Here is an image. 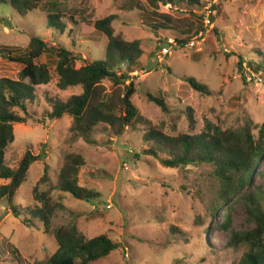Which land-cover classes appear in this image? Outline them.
<instances>
[{
	"label": "rangeland",
	"instance_id": "1",
	"mask_svg": "<svg viewBox=\"0 0 264 264\" xmlns=\"http://www.w3.org/2000/svg\"><path fill=\"white\" fill-rule=\"evenodd\" d=\"M58 1L69 10L80 11L79 18L85 15L91 21L115 15L116 33L128 41H141L145 54L137 67L140 69L130 74L139 88L133 101L155 129L170 135L198 134L207 121L223 129H239L252 121L258 134L264 124V0H197L193 5L185 1L162 6V12L177 17L193 12L203 21L204 30L184 45L175 42L178 31L153 27L160 26L159 22L139 10L126 12L125 0ZM138 1L134 0L133 6ZM46 8L44 1L38 10L21 15L10 3L0 4V44L21 54L36 34L47 42L65 44L82 57L79 65L86 58L90 60L89 54L92 59L105 57L107 39L92 24L77 23L76 38L68 29L64 33L51 29ZM215 27L220 30V39L210 41ZM165 46L166 54L160 52ZM240 55L243 71L238 68ZM46 58L43 55L39 62H46ZM255 64L263 70L255 72ZM21 69L20 64L0 57V79L17 80ZM120 71L127 73L128 69ZM52 73L51 82L38 87L35 101L28 103V121L14 125L16 139L6 153L10 167H16L28 149L43 157L31 166L12 201L20 217L8 199L0 201V264H18V256L13 258L6 251L9 245L18 249L23 264H45L57 248L56 239L45 234L43 224L32 216L30 209L39 205L35 187L39 193L52 189L47 193L59 204L53 227L73 222L87 238L106 235L119 244L111 254L91 264H235L241 252L227 247L230 235L222 225L227 208L216 216L211 213L220 190L213 167L169 168L143 154L155 146L145 140L144 124L128 128L122 136L113 135L107 124H101L92 135L95 144L75 136L68 116L50 120L46 112L52 109L49 99L66 101L82 88L61 90L53 68ZM190 75L207 85L212 95L191 87L185 80ZM146 92L162 94L171 113L150 102ZM188 108L194 113V130L190 129ZM17 112L26 116L22 110ZM70 152L85 158L79 184L97 193L91 202L55 189L65 155ZM46 165L48 179L41 182ZM261 168L264 173V164ZM253 181L264 194V177L255 176ZM6 183L0 179V185ZM246 217L243 202L236 201L233 228H250ZM25 218L33 222H24Z\"/></svg>",
	"mask_w": 264,
	"mask_h": 264
},
{
	"label": "trees",
	"instance_id": "2",
	"mask_svg": "<svg viewBox=\"0 0 264 264\" xmlns=\"http://www.w3.org/2000/svg\"><path fill=\"white\" fill-rule=\"evenodd\" d=\"M44 1L47 2L48 25L51 29L62 33L68 29L78 38L77 23L92 24L107 39L105 57L92 59L89 54L90 60L86 58L79 65L78 61L82 57L79 58L65 44L47 42L36 34H32L27 50L21 54L16 53L10 46L0 44V57L22 66L19 79H0V179L8 181L0 185V201L8 199L11 209L20 217L12 201L27 180L31 166L43 156L28 149L17 166L10 167L6 163V153L16 139L14 125L28 121V103L35 101L38 87L51 82L53 68L61 90L81 87L82 92L72 95L66 101L49 99L52 109L47 110L46 118L59 120L68 116L72 123L70 131L89 144H95L92 135L94 129L101 124H107L115 136H122L128 128H137L138 124H144L145 140L154 142L155 146L145 150L143 154L157 158L169 168L212 166V173L220 184V190L211 213L216 216L222 208H227L222 224L230 235L227 247L241 252L235 264H264V194L253 186L255 176L264 177L261 168L264 164V124L258 128V134L254 132L252 121L239 129H223L207 121V126L198 134L170 135L155 129L151 126V120L142 115L133 101L139 88L134 79L130 80V74L140 69L137 67L145 54L141 41H128L117 34L114 26L117 18L115 15L94 21L87 19L85 15L79 18L80 11L69 10L58 0H0V4L10 3L21 15H26L38 10ZM185 1L191 5L198 3L197 0H139L133 6L134 0H125L123 6L126 12L139 10L155 20V23L159 22L160 26L153 27L178 31L180 36L175 38V42L184 45L204 30L200 16L192 12L187 17H177L162 12L161 7ZM211 18L215 20L214 16ZM219 31L215 27L209 40H219ZM75 37L71 39L72 47L75 46ZM164 50H168L167 46L160 52ZM43 55L47 57L44 63L39 62ZM243 66L244 60L241 58L238 63L239 70L243 71ZM125 68L128 69L127 73L120 71ZM253 69L259 72L263 67L255 64ZM185 80L198 92L212 95L208 86L194 76H185ZM107 82L110 84L107 85ZM146 96L164 113H171L170 105L162 94L156 96L146 92ZM17 110H22L26 116L20 115ZM187 112L190 129L194 130V113L190 108ZM85 162L83 154L67 153L55 189L70 193L79 200L91 202L97 193L79 184L80 169ZM47 179L46 165L41 182ZM51 191L39 193L38 187H35L34 196L39 205L33 210L30 209L34 219L43 224V232L56 239L57 248L45 264H91L119 247L118 243L106 235L87 238L73 222L53 227V218L59 204L52 194L47 193ZM236 201H242L247 210L245 221L250 228L246 230L233 228L232 208ZM24 222L31 223L33 220L25 218ZM208 229L204 231L205 234ZM178 233L177 230L176 234ZM208 248L211 247L208 245ZM6 251L13 254V258L18 256L16 261L23 264L17 248L9 245Z\"/></svg>",
	"mask_w": 264,
	"mask_h": 264
},
{
	"label": "built area",
	"instance_id": "3",
	"mask_svg": "<svg viewBox=\"0 0 264 264\" xmlns=\"http://www.w3.org/2000/svg\"><path fill=\"white\" fill-rule=\"evenodd\" d=\"M208 22H210V21H208ZM163 52H164V54H166L168 52V50H164Z\"/></svg>",
	"mask_w": 264,
	"mask_h": 264
}]
</instances>
